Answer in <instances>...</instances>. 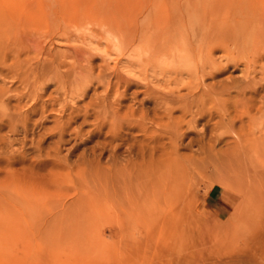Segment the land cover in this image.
<instances>
[{"label": "rangeland", "instance_id": "374dc122", "mask_svg": "<svg viewBox=\"0 0 264 264\" xmlns=\"http://www.w3.org/2000/svg\"><path fill=\"white\" fill-rule=\"evenodd\" d=\"M15 1L0 0L5 12L17 8ZM57 1L20 0L18 5L21 11L31 3L48 8L40 9L45 22L44 52L84 47L92 52L94 74L108 66L110 70H118L123 79H130L126 90L119 88L123 97L115 109L120 114L127 106L150 109L152 100L139 103L144 98V86L137 78L146 76L152 81L149 86L153 87L155 95L166 86L184 99H179L175 107L187 99V103H202L211 115L205 114L196 120L191 132L184 137L179 153L197 161L198 170L186 165V181L181 186L182 203L177 212L163 218L157 213H117L131 208L152 211L157 207V198H145L140 194L141 188L132 190L134 198H126L124 189L96 185L91 178L95 171L86 167L88 174L84 177L87 178L85 182L81 180L79 169L83 167L79 168V164L83 160L98 159L102 166L107 165L110 145L119 143L118 140L105 143L108 125L93 135L95 111L92 108L83 126H78L82 113L71 124L70 129L79 133L76 136L70 132L65 136L68 142L61 145L58 158L48 148L55 137L46 136L40 150L32 145L41 133L39 129L28 132L22 149L17 142L7 149L0 141V264H202L232 257L264 264V167L258 174L248 169L236 171L232 169L234 155L225 153L226 148L243 144L235 136L240 123L246 122L247 126L260 120L252 110L254 114L248 119L230 122L233 105L243 102L236 86L244 85L240 80L247 56L255 73L253 85L250 90L246 89L244 97L257 105L264 99V73L259 71L264 65V0H68L72 2V11L64 13V17L54 10ZM50 12L54 15L56 12L55 18ZM141 36L150 44L140 42ZM254 50L263 53L255 63L251 57ZM193 51L199 54L198 63ZM204 60L206 64L199 72ZM190 63L194 66H189ZM124 65L127 69L122 70ZM192 69L198 70L197 79L190 75ZM125 71L131 73L127 75ZM173 77L176 81L181 77L183 85L176 88ZM93 83L82 98L67 100L66 105L81 111L84 103L101 95L102 86ZM2 84L0 79V86ZM4 84L11 86L12 83ZM222 86L226 87L223 92L219 91ZM52 88L54 86L50 85L46 92ZM135 91L138 93L133 97ZM224 109L230 114H225ZM54 114L48 116L45 127L53 125ZM179 114L176 108L173 116ZM256 131L253 136H258L261 129ZM140 133L134 130L121 135L141 139ZM21 134L10 135V138L21 139ZM4 136H9L7 127L0 128V140L6 138ZM192 137L199 142L188 147V139ZM206 144L215 149L207 150ZM199 145L206 153L208 151V158L206 153L200 152ZM117 153L118 161L124 163L128 158L125 146ZM53 157L69 169L52 167ZM249 158L253 163L259 159L257 156ZM216 160L226 163L215 170ZM36 161L40 167H29ZM213 189L220 190L229 203L225 218H214L204 205ZM128 199H133V204H129Z\"/></svg>", "mask_w": 264, "mask_h": 264}, {"label": "bare ground", "instance_id": "6f19581e", "mask_svg": "<svg viewBox=\"0 0 264 264\" xmlns=\"http://www.w3.org/2000/svg\"><path fill=\"white\" fill-rule=\"evenodd\" d=\"M19 1L20 0L15 1L17 8L9 9L6 12L1 6L2 2H0V79L3 83L2 86H0V128L7 127L9 133V136H4L6 138L0 140L5 143L3 144L4 147L6 145V148L9 149L10 147H8V145L11 146L12 143L17 142V144H20L19 149L24 148L23 146L26 143L25 141L27 140L28 132L39 129L41 130V133L32 145L40 150L41 142H43V139L46 136L52 138L55 137L54 142H51L52 144H49L48 148L51 153L57 157L60 155L59 152H61V145L68 140L65 139V136L70 132H74L73 129H70L71 124L80 116L79 114L82 113L81 116L83 119L78 126H83L86 123L89 109L92 108V110L95 111V132L93 135H96V132L99 133L108 125V135L105 143L111 144L112 141L115 140H118L119 143L110 145V154L108 156L110 157V161L105 163L107 165L102 166L100 160L93 158L92 160H81L82 162L79 164V168L81 166L83 167L79 169L81 180L85 182V179L87 178L84 177L87 173L85 171L86 167L89 170L95 171L94 177L91 178L94 183L100 187L106 186L112 189L115 187L124 189L123 192H126L125 194L128 196L126 198H134L132 195L134 191L133 189L141 188L143 191L140 194L145 198L151 200L157 198V207L152 211L146 210L144 212L131 208L129 210L124 209L125 211H118V214H133L139 212V214L142 215H150L151 213H154L155 215V213H157L163 218L177 212L182 203L181 186L184 181H186V178L184 179V176H186L185 171L187 170L186 165L190 164L195 168L198 165V162H194L193 158L185 157L183 156L184 154L181 155L179 149L183 147V140H185L184 137L187 133L191 132L190 129L193 128V124L196 120L201 119L205 114L210 116L211 112L205 111L206 109L202 103H194L193 101L187 103V99L183 101V104L175 107L174 104L177 103L179 99H183V97L174 94V91L166 86L160 89V92L158 91V93H160L159 95H155L153 87L151 89V85L149 86V83L152 84V81L150 80V82L148 80L149 77L147 79V77L144 76L143 78L136 77L144 86V90L142 91L144 98L140 99L139 103L142 105L144 101H147L148 99L152 100L150 109H144L143 107L133 109L132 106H127L126 110L120 114L118 110L115 109L120 103L119 99L123 97V92H121L120 89L126 90L129 86L130 79L128 80L126 77V80L125 78L123 79L118 70H110L111 67L108 66H105L104 68L99 67L100 69L94 74L93 67L91 66L92 52L84 47L79 48L74 46L67 49L68 51L60 50L53 53L50 51L44 52L45 35L43 28H45V22L40 16V9L46 11L48 8L46 9L45 6L42 8L40 3H31L26 7H23L21 11L18 5ZM51 5L53 6V4ZM54 10L57 11L59 16H63L66 12L70 13L72 11V2H69L68 0H58L57 6ZM50 14L55 18L56 12L55 15L52 12H50ZM12 23H16L18 26L13 27ZM199 32L198 36L201 37ZM201 32L204 37V32ZM168 33L169 30L167 29L166 35H168ZM140 42L150 44V42L144 40V37L142 36ZM133 43L134 42H132V44ZM254 53L251 57L255 63L261 58L263 53H256V50H254ZM195 55L196 62H199V54L197 53ZM205 64L204 60L203 65L199 68V72L202 71ZM188 65H191L192 67L194 66L193 63ZM125 66L126 65L122 67V70ZM244 67L240 80L243 81L244 85L236 86L238 94L243 97L241 98L243 102H237L233 105L234 115L231 116L230 122L235 121V119L241 121L244 117H247L248 119L251 114H254L251 113L252 110H255L257 118L260 120L253 125L248 123L247 126L245 125L246 122L240 123L235 136L237 137L236 140L238 139L239 141H242L243 144L235 145L234 148H226L225 153L234 155L233 158L235 162L233 163L232 169L236 171L240 169L241 171L248 169L249 171L258 174L259 172H262L261 170L259 171V169L264 167V99L260 101L259 105H257L252 103L254 101L250 98L247 99L244 97L246 89L250 90L253 85L254 81L252 75L255 73L253 64L251 67L248 56L246 57ZM152 69L153 68H150V70ZM197 71V69H192V73H190L194 79L199 77ZM259 71L261 74L264 73V65L260 67ZM125 73L129 75L131 72L125 71ZM161 74L162 73H160V75ZM208 74H210V72ZM111 76H113V79ZM153 79L155 80V78ZM176 79L174 80L176 88L183 85L181 77L178 81H176ZM93 82L96 83V85H100V87L102 86L103 91L101 95L93 98L94 100L91 99L88 103H84L86 105H84L83 109L80 108L82 109L81 111L78 110L77 107L76 109H72L70 106L66 105L65 101L67 100L74 101L82 98ZM164 82L168 83V80L165 79ZM4 83L12 84L11 86L9 84L6 86ZM14 83H16L17 86H13L12 88ZM50 85H53L54 88L49 92H46V89ZM196 88L194 90H196ZM225 88L222 86L219 91L223 92V89ZM253 92L256 93L255 90H253ZM137 93V91L133 92V97H136ZM11 101H13V104L10 105ZM105 103H107L109 107ZM176 108L180 110V114L173 116V112ZM53 112H55L53 125L45 127L44 123L46 122V119ZM224 112H226L225 114L227 115L230 114L225 109ZM220 114L221 113H219V116ZM108 115L110 117H107ZM187 115L190 116L189 119H185ZM259 128L261 129L260 134H258V136H253V131L258 130ZM252 129L254 130L252 131ZM134 130L141 132V139L132 135H121L123 132ZM17 133H22V138L20 137L21 139L11 140L10 135ZM74 133L77 136L79 131H75ZM85 133L86 132L84 131V134ZM129 134H131V132ZM218 137H220V135L215 138L218 139ZM196 139L197 138L194 140L193 137L192 139H188V147L189 145L192 146L193 143L199 142V140ZM2 142L0 143L2 144ZM208 144H206V146H208L207 150L211 151L213 145ZM123 145L125 146V152L128 157L124 163L118 161L119 156L117 153L118 149ZM91 150L93 151V149ZM199 150L203 154L206 153L205 148L201 145H199ZM13 151H10V153L14 154ZM100 154L101 153H99V155ZM221 155L223 154L221 153ZM248 156H257L259 159L253 163L250 161V158L248 159ZM206 158H208V154ZM228 162L227 164L230 163ZM62 163L61 160L54 158L51 159L50 165L52 167L60 168L61 170L69 169L68 166ZM225 163L226 161L216 160V163H214L215 170H218V166H223ZM8 166H10V164ZM35 166L40 167L41 164H38L36 161V163L30 164L29 167L32 168ZM263 176L264 175H262V177ZM82 181L79 180V182ZM128 203L133 204V199H128Z\"/></svg>", "mask_w": 264, "mask_h": 264}, {"label": "crops", "instance_id": "0c3cea01", "mask_svg": "<svg viewBox=\"0 0 264 264\" xmlns=\"http://www.w3.org/2000/svg\"><path fill=\"white\" fill-rule=\"evenodd\" d=\"M204 205L211 215L216 219L225 218L228 214L227 212L230 210L228 206L229 203L218 189H213L209 192L205 199ZM202 264H253V260L242 257H232L225 259H214Z\"/></svg>", "mask_w": 264, "mask_h": 264}]
</instances>
